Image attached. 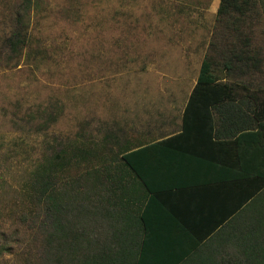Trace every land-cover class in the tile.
I'll return each mask as SVG.
<instances>
[{
	"label": "rangeland",
	"instance_id": "374dc122",
	"mask_svg": "<svg viewBox=\"0 0 264 264\" xmlns=\"http://www.w3.org/2000/svg\"><path fill=\"white\" fill-rule=\"evenodd\" d=\"M22 1L0 0V264L39 257L14 212L24 204L23 176L35 166L69 164L58 171L56 190L69 181L78 189L88 168L79 151L119 159V120L135 113L129 104L176 90L178 75L193 79L205 56L217 71L224 51L247 59L260 53L263 72L249 75L264 80V14L248 12L234 29L228 16L217 17L220 0H31L28 10ZM260 244L252 264H264Z\"/></svg>",
	"mask_w": 264,
	"mask_h": 264
},
{
	"label": "crops",
	"instance_id": "0c3cea01",
	"mask_svg": "<svg viewBox=\"0 0 264 264\" xmlns=\"http://www.w3.org/2000/svg\"><path fill=\"white\" fill-rule=\"evenodd\" d=\"M238 57L224 51L231 70L196 97L203 59L193 79L181 73L176 90L141 95L119 120V159L130 154L136 173L101 155L112 171L95 173L102 186L87 202L119 230L124 264H214L247 245L234 235L264 181V80L239 74Z\"/></svg>",
	"mask_w": 264,
	"mask_h": 264
},
{
	"label": "trees",
	"instance_id": "16d2710c",
	"mask_svg": "<svg viewBox=\"0 0 264 264\" xmlns=\"http://www.w3.org/2000/svg\"><path fill=\"white\" fill-rule=\"evenodd\" d=\"M30 3L31 0H23L22 8L28 10ZM248 12H254L256 18L263 15L264 0H220L217 17L228 16L227 23L233 24V28L236 29L239 27L238 24L243 22L250 14ZM19 14L17 17H19ZM16 42L17 39L10 42L9 46L12 51L15 50ZM243 52L238 54V61L249 60L250 62L247 65L239 64L234 69H238L241 75L263 72L260 53H257L254 59L250 57L244 59L245 54ZM230 64V62H227L221 65L222 68L224 67L230 71ZM215 70V61L205 56L201 62L191 98L196 97V93L209 90L205 87L214 83L216 76L221 73ZM79 152L82 156L81 161L87 162L88 168H90H87L85 176L83 175L84 179L79 177V179H83V182L74 191L71 185L72 181H69L62 191L56 190L58 171L64 169L67 165L69 167V164L61 163L56 169L57 164L47 160L46 164L44 162L38 164L31 172L23 176V190L18 192V196L24 201V204L14 210L18 223L24 228L27 227L26 231L31 234L33 241L38 243L39 257L35 264H124L119 230L112 227L110 223L100 220L101 213L96 214L94 208L89 209L87 202L88 196L91 195L89 191L102 186L96 181L95 173H109L112 171L111 167L113 165L108 163V156L104 158L98 156L100 159L96 160V156L92 157L96 153H91L89 149ZM123 160L125 165L136 173L135 166L130 160V154L125 155L124 159L123 155L120 159H117L118 163L114 164L112 169L120 172L123 169ZM95 164H98V166H95ZM105 182L108 183V188L112 187L110 180H105ZM100 183H104V180L102 179ZM263 188L264 181L260 184L258 193L249 206L251 207L250 210H245L247 214L245 229L249 228V230H246L244 234L238 230V234L234 235L237 242H245L246 240L247 245L240 244L233 247L235 251L233 254L227 255L228 257L222 261L214 260V264H252L254 261L250 262L248 258H250V252L257 241L261 242L257 251L262 254L264 249ZM45 211L48 214L45 219L48 223L44 229L46 232L44 240L42 238L44 221L41 220V216L45 215ZM30 218L32 224L28 223ZM249 248L248 254L246 249ZM244 252L247 257L242 258ZM256 263L259 264L258 261Z\"/></svg>",
	"mask_w": 264,
	"mask_h": 264
}]
</instances>
